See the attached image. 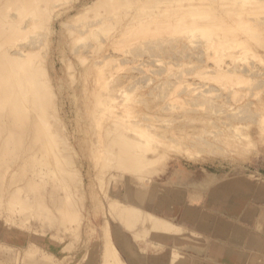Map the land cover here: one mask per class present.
Masks as SVG:
<instances>
[{
    "label": "rangeland",
    "instance_id": "obj_1",
    "mask_svg": "<svg viewBox=\"0 0 264 264\" xmlns=\"http://www.w3.org/2000/svg\"><path fill=\"white\" fill-rule=\"evenodd\" d=\"M29 1L23 10V32L7 26L0 48L13 52L39 42L34 48L40 54L9 71L37 76L40 88L33 84L37 89L33 86L36 90L26 99L17 98V107H24L37 120L33 124L42 126L43 139L21 145L9 138L3 146L7 155H0V264H102L104 228L114 241L116 235L130 239L138 256L165 254L166 264L191 257L192 264H225L205 263L200 257L207 238L180 222L184 209L208 215L209 222L232 221L246 233L264 237V0ZM180 2L187 13L182 6L177 11ZM165 3L177 5L172 6L176 11L171 7L170 12L144 17L165 8ZM87 8L91 11L78 15ZM131 13L142 17L130 18ZM40 59L45 67L36 73ZM0 107L6 110L2 103ZM24 113H15L17 124ZM115 116L121 126H113ZM34 145H42L43 152L30 170L46 172L34 179L35 184L28 181L32 170L28 174L5 167L17 163ZM130 151L144 153L139 152L143 156L136 157L133 168L118 159ZM144 155L146 163L141 162ZM179 178L182 181H176ZM29 184L43 196L55 189L54 198L45 205L34 204L32 198L19 195ZM133 191L142 198L140 206L152 211L159 200L174 204L172 216L165 217V210L144 215L151 222L156 216L170 221L176 228H160L158 233L171 237L174 231L180 244H165L164 239L172 238H155L154 230L141 232L136 240L134 230H127L113 215L121 211L123 198L133 203ZM158 237L161 244L152 247L148 241ZM244 251L250 257L243 264H264L260 250ZM24 252L33 254L26 257ZM44 252L50 255L41 257Z\"/></svg>",
    "mask_w": 264,
    "mask_h": 264
},
{
    "label": "bare ground",
    "instance_id": "obj_2",
    "mask_svg": "<svg viewBox=\"0 0 264 264\" xmlns=\"http://www.w3.org/2000/svg\"><path fill=\"white\" fill-rule=\"evenodd\" d=\"M27 1H29V0H0V42H2V37H5V36H7V32L6 31H8V29H9V27L10 26H12V28L10 27V30H12V29H15L14 27H16V31L15 32H20V33H22L23 31V24H25V22H26V20H25V18H26V12H25V14H24V11H25V6H26V4L28 3ZM34 1V0H33ZM36 1V0H35ZM38 1H40V0H38ZM37 1V2H38ZM96 1V0H95ZM94 1V2H95ZM97 1H99V0H97ZM96 1V2H97ZM165 1V0H164ZM170 1V0H169ZM260 1V0H259ZM30 2V1H29ZM93 2V3H94ZM135 2V1H134ZM162 2V1H161ZM171 2V1H170ZM169 2V3H170ZM175 2V1H174ZM177 2V1H176ZM184 2V1H183ZM186 2V1H185ZM169 3H165V4H167L166 6H165V8H159V9H157V10H155V11H152V12H149V14H143L144 15V17H145V15H146V17H154L155 15H157L158 13L159 14H161V12L162 11H165V9L167 10V12H170V10L172 9V10H174L175 8H173L172 6H174V5H172L171 4V7H169ZM178 3V2H177ZM182 2H180V4L178 5V7L179 8H176V9H178L177 11H179V9H180V7L182 6V8L181 9H183V10H185L184 9V6L181 4ZM35 4V3H34ZM169 4V5H168ZM187 4V3H186ZM199 4V3H198ZM32 5V4H31ZM37 5H39V4H37ZM36 5V6H37ZM129 6H130V4H128ZM184 5H185V3H184ZM190 5V4H189ZM192 5V4H191ZM35 6V5H34ZM156 6H158V5H156ZM175 6H177V5H175ZM174 6V7H175ZM187 6V5H186ZM193 6V5H192ZM27 7V6H26ZM33 7V6H32ZM38 7V6H37ZM87 7H89V6H87ZM169 7V8H168ZM128 8V7H127ZM171 8V9H170ZM191 8V7H190ZM193 8V7H192ZM28 9V8H27ZM91 9V8H90ZM176 9H175V11H176ZM24 10V11H23ZM29 10V9H28ZM27 10V11H28ZM85 10H87V11H85ZM94 10V9H93ZM98 10V9H97ZM188 10V9H187ZM88 11L90 12L91 10H89L88 8L87 9H84V10H82V11H80L79 12V14L78 15H84V14H87L88 13ZM95 11H96V9H95ZM151 11V10H150ZM174 11V14H176L177 12H175ZM186 11V10H185ZM192 11V10H191ZM129 12V11H128ZM133 12V11H132ZM143 12H144V10H143ZM142 12V13H143ZM145 12H147V11H145ZM186 13H187V11H186ZM190 13V11L188 10V14ZM126 13H124V15H125ZM127 14H129V13H127ZM126 14V15H127ZM131 14H133V13H131ZM130 14V18H134V17H136L135 19H137V17H139L140 16V14L138 13V15H135V14H137V13H134L133 15H131ZM183 14V13H182ZM125 15V16H126ZM213 15H215L214 13H213ZM129 16V15H128ZM158 16V15H157ZM161 16V15H160ZM175 16V15H174ZM180 16H182V15H180ZM179 16V17H180ZM33 17V16H32ZM141 17H142V14H141ZM141 17H139V18H141ZM173 17V15L171 16V18ZM176 17V16H175ZM216 17H218L217 15H216ZM89 20V19H88ZM31 22V21H30ZM208 22H210V21H208ZM207 22V23H208ZM219 22V21H218ZM211 23V22H210ZM216 23V22H215ZM27 24V23H26ZM10 25V26H9ZM31 25V24H30ZM64 25V24H63ZM7 26H9V27H7ZM14 26V27H13ZM208 26V25H207ZM217 26V25H216ZM66 27V26H65ZM7 28V29H6ZM50 28V29H49ZM49 28H47V29H49V33H48V42H50L51 41V36H50V34H52L54 31H53V28H52V26L51 27H49ZM210 28V27H209ZM9 30V32H12V31H10ZM18 30V31H17ZM22 31V32H21ZM118 31H120V30H118ZM115 32H117V30L115 31ZM229 32V31H228ZM12 33H14V32H12ZM118 33V32H117ZM230 33V32H229ZM232 36V35H231ZM113 37V36H112ZM115 37V36H114ZM113 37V38H114ZM111 38L112 39V42H113V40L114 39H116V38ZM232 38H234V37H232ZM248 38V37H247ZM7 39V38H6ZM6 41H8V40H5V42ZM230 41V40H229ZM232 41V40H231ZM230 41V42H231ZM5 42H3L2 43V46H3V44H5ZM111 42V43H112ZM39 42L37 41L36 42V44H38ZM99 43L100 42H97L96 43V46L95 47H98V45H99ZM31 44H32V42H31ZM28 44V45H26V46H23V47H20L18 50H15V51H13V52H9V51H5V49H2L3 47H1L0 49H2L1 51H0V103H2L4 106H5V108H6V110H4L2 107H0V110H1V112H0V128H2V130L0 131V133L2 132V131H4V133L2 134V136L0 135V148L2 149V150H0V155H2V156H4V154H6V151H5V148H3V146L6 144V142L8 141V139L9 138H12V141L13 140H19L20 141V143H21V145L24 143L25 144V142L26 141H30V139L32 140H34V144L36 143V140L37 141H40V139L43 137L42 136V134L40 133V127H42L40 124H33V123H35V122H37V120H32V118H31V115H27V113L25 112V108L23 107V109H20V108H18L17 107V105L19 104L18 102H20L22 99H26L27 98V96H28V94L32 91V89L36 86V87H38V89L40 88L39 87V85L37 86V83L36 82H38L39 80L36 78L37 76H32V75H30V74H28L29 73V71H28V73H26V74H20V76H19V74L17 73H13L12 71H9L10 69H11V67L12 68H15L16 66H19L20 64H23V62L27 59V60H29L31 57H32V55H36L37 56V54H40V53H38L37 51H35V45L36 44ZM0 46H1V43H0ZM5 46V45H4ZM229 46V45H228ZM100 47V46H99ZM222 47V46H221ZM36 48H37V46H36ZM101 48V47H100ZM38 49V48H37ZM34 52V53H33ZM35 56V57H36ZM78 56V55H77ZM40 57V56H39ZM44 59V58H43ZM82 59V58H81ZM45 60V59H44ZM44 60H39L35 65H37V66H35L37 69H36V73H38L37 72V70L39 69L40 70V68L42 69V70H44V67H45V62H44ZM79 60V59H78ZM110 61V60H109ZM107 62H108V60H107ZM30 63H31V61H30ZM82 63V62H81ZM222 64V63H221ZM220 64V65H221ZM24 65H26V64H24ZM28 65V64H27ZM29 66H31L30 64H29ZM28 66V67H29ZM70 66H71V64H69L68 65V68H70ZM40 67V68H39ZM218 67V66H217ZM18 68V67H17ZM30 68V67H29ZM219 69V68H218ZM221 69V68H220ZM219 69V72L220 73H225L226 71H224L225 69H221L220 70ZM15 70V69H14ZM30 70H33L32 69V67H31V69ZM35 70V69H34ZM41 70V71H42ZM228 70V69H227ZM40 71V72H41ZM46 71V70H45ZM25 72V71H24ZM228 72V71H227ZM44 73V72H43ZM43 73H41L42 75H43ZM34 74V73H33ZM45 74H46V72H45ZM226 74V73H225ZM228 74V73H227ZM46 76V75H45ZM40 78V77H39ZM224 78V77H223ZM38 81H37V80ZM24 81H26L25 82V84H24ZM35 86H34V85ZM40 84V83H39ZM34 86V87H33ZM35 87V88H36ZM34 88V89H35ZM37 89V88H36ZM35 89V90H36ZM41 90V92H42V89H40ZM39 90V91H40ZM44 90V89H43ZM38 91V90H37ZM38 91V92H39ZM36 92V91H35ZM44 92V91H43ZM37 93V92H36ZM40 93V92H39ZM35 94V93H34ZM44 94V93H43ZM31 95V94H30ZM40 95H41V93H40ZM39 97V96H38ZM17 98H18V100H20V101H18L17 100ZM20 98V99H19ZM39 101V100H38ZM22 103V102H21ZM23 104V103H22ZM54 104V103H53ZM103 104V103H102ZM8 105H9V107H8ZM55 105V104H54ZM24 106V105H23ZM104 106V105H103ZM97 108V107H96ZM98 109V108H97ZM100 110V109H99ZM262 110H264V109H262ZM25 112V113H24ZM263 111H261V113H262ZM15 113L16 114H23L24 113V117H23V119L20 121V123L19 124H17V119H15L17 116H15ZM260 113V120L262 119V114ZM20 115H18V116H20ZM115 115H117V114H115ZM114 117V116H113ZM112 118V117H111ZM115 118H116V122H117V120L119 119L118 117H116L115 116ZM115 118H113V119H115ZM118 118V119H117ZM263 119H264V117H263ZM110 120V119H109ZM114 120H112V124H113V126L115 125L116 127L118 126V125H120L121 124V122H117V123H115V122H113ZM263 121L264 120H261V123L263 124ZM110 122V121H109ZM108 122V123H109ZM260 123V124H261ZM111 124V125H112ZM261 124V125H262ZM35 126V127H34ZM121 126V125H120ZM115 127V128H116ZM129 127V126H128ZM127 128V127H126ZM233 128V127H232ZM124 129V128H123ZM129 129V128H128ZM132 130V129H131ZM114 131H116V130H114ZM113 131V132H114ZM117 131H118V129H117ZM260 131V130H259ZM263 132V131H262ZM262 132H259V133H262ZM120 134V133H119ZM36 139V140H35ZM43 139V138H42ZM41 139V140H42ZM33 140H32V142H33ZM6 141V142H5ZM225 141H226V139H225ZM128 142H130V141H128ZM149 146V145H148ZM42 145H34L33 147H30L29 149H27V150H25L26 151V153L25 154H23V156L20 158V160H18V162L17 163H15V164H7L5 167H9V168H12V169H16V170H18L19 172H23L24 173V171H27V173L29 172V171H31V173L30 174H32L30 177H28V181H32V183L33 184H35L36 183V181L34 180V179H38V177H40V176H44V174L46 173V172H44L45 171V169H41V168H39L38 170H36V172L34 173V171H33V169H31L30 170V168L32 167V165L33 164H35V162H33L34 160H38L40 157H41V155H42V153L41 152H43V150H42ZM34 149V151H31V152H29L30 150H33ZM44 149V148H43ZM48 150V149H47ZM45 151V150H44ZM3 152V153H2ZM57 151H55V153H56ZM140 152V151H139ZM137 152V151H130V152H126V153H123V154H121V156L119 157V156H116L119 160H121L123 163H124V165H126L127 166V164L129 165V164H133V165H135L136 166V164H137V161H136V157L137 156H139L140 155V153H143V152ZM148 152V151H147ZM2 153V154H1ZM7 153H9V151L7 152ZM40 153H41V155H40ZM46 153V152H45ZM54 153V152H53ZM54 153V154H55ZM139 153V154H138ZM144 154V153H143ZM143 154H141L140 156H143ZM7 155V154H6ZM5 155V156H6ZM59 155V154H58ZM64 155V154H63ZM68 155V154H67ZM0 157L1 158V160H0V162L2 161V159H3V157ZM53 156V155H52ZM57 156V155H56ZM144 156H146V155H144ZM45 157V156H44ZM43 157V158H44ZM47 157V156H46ZM48 157H50V156H48ZM47 157V158H48ZM115 157V158H116ZM46 158V160H48ZM64 158V157H63ZM62 158V159H63ZM121 158V159H120ZM42 159V158H41ZM112 159V158H111ZM144 159V158H143ZM146 159H148L147 158V156H146V158L144 159V160H142L141 162L143 163L144 161H145V163L147 162L146 161ZM45 160V159H44ZM52 160V159H51ZM39 161V160H38ZM110 161V160H109ZM115 161H116V159H115ZM120 161V162H121ZM46 162V161H45ZM52 162V161H51ZM113 162V161H112ZM118 162V161H117ZM121 162V163H122ZM141 162H139V164H142ZM31 163H33V164H31ZM43 163V162H42ZM116 163V162H115ZM119 163V162H118ZM121 163H119V165L121 164ZM29 164V165H28ZM37 164V163H36ZM39 164H41V162H39ZM45 164V163H44ZM131 164V166H132V168L134 167L133 165ZM30 165H31V167H30ZM42 165V164H41ZM47 165V164H46ZM109 165V164H108ZM28 166H29V168H28ZM37 166V165H36ZM51 166V165H50ZM50 166H48V167H50ZM129 167V166H128ZM145 167V166H144ZM150 167V166H149ZM28 168V169H27ZM33 168V167H32ZM35 168V167H34ZM38 168V167H37ZM45 168V167H44ZM127 168V167H126ZM146 168V167H145ZM48 169H50V168H48ZM29 170V171H28ZM127 170H129L130 171V169H128L127 168ZM134 170V169H133ZM132 169H131V172L133 173V174H135V175H137L138 173L136 172V171H133ZM136 170V169H135ZM52 171V170H51ZM121 171V170H120ZM50 171H48L47 173H49ZM124 172V171H123ZM136 172V173H135ZM148 172V171H147ZM26 173V172H25ZM26 173V174H27ZM28 173V174H29ZM53 173V172H52ZM75 173V172H74ZM121 175V174H120ZM76 176H78V175H76ZM41 178H43V177H41ZM125 179H126V184H128V182H129V179H127L128 177H124ZM137 179L139 180L140 179V177L139 176H137ZM176 181H178V182H180V181H182L180 178L178 179V180H176ZM79 183H80V181H79ZM30 185V184H29ZM26 186L22 191H21V193L19 194L20 196H23V197H30V198H32L33 199V202H35L34 204H36L37 203V205L39 204V205H42V204H44L45 205V203L47 202V199H50V198H52L53 196H54V194H55V189H50L49 190V192H47L48 194H46V195H44L43 196V194H37L36 193V191L35 190H33V188H32V186L30 185V186ZM213 185V184H212ZM1 192H2V189L0 188V195H1ZM132 194L130 195L131 196V198H132V201H133V203H129V202H126V200L125 199H127V197H125V198H123L124 199V202H123V204H122V207H121V211H119V214L117 215L116 213L114 214L113 213V215L114 216H116L117 217V219H119V221L123 224V226H125L126 228H127V230L130 228V229H133L134 230V232L132 233V235L134 234H136V237L133 235V237H135V239L137 240H139V238L137 237L138 235H140V233L141 232H145V235H146V231H148V232H150L151 230H154V231H157V233L156 232H153L154 233V235L155 236H153V237H157V235L159 236V237H163L164 238V236H161V233L162 232H160V234L158 233L159 231H160V228H163L164 230H167V231H169V230H171V228H176V227H174L171 223H169L168 221H166L165 219H162V218H160V217H157L156 216V218H157V221L156 222H151V221H147L146 220V217H145V215L144 214H149V212H151V213H153V214H155V212H156V210H158V211H162V210H165L166 212H168V213H166L167 215L165 216V217H168V216H172L173 215V209L171 208V206H170V204H172L171 202H167V204L164 202V203H162V201L161 200H159L158 201V203H157V206H156V208H155V210L154 211H152V210H149L148 208L146 209L143 205H142V207L140 206L142 203H143V201H142V198L140 197V195L139 194H137L136 192L134 193V191L133 192H131ZM19 196V197H20ZM180 196H182L181 194H180ZM18 197V198H19ZM22 198V197H21ZM54 198V197H53ZM80 199V198H79ZM109 199V198H108ZM122 199V200H123ZM217 199H218V197H217ZM112 201H113V199H111ZM121 200V199H120ZM118 201V202H121V201ZM136 200V201H135ZM222 200V199H221ZM180 201H181V198H180ZM180 201H179V203H180ZM32 202V203H33ZM177 202H178V200H177ZM226 202V201H225ZM31 202H29V204H32ZM134 203H139L138 205L139 206H136ZM79 204V203H78ZM82 204V203H81ZM117 204V203H116ZM121 203H119V205H120ZM50 205V204H49ZM74 205V204H73ZM172 205H174V204H172ZM222 205V204H221ZM232 205V204H231ZM2 206H3V203H2V205H1V203H0V209H2ZM47 206V205H46ZM51 206H52V208L54 209V208H57V203L56 202H52V204H51ZM54 206V207H53ZM116 206V205H115ZM162 206H166L167 208H169V210L167 209H164ZM225 206V205H224ZM76 207V206H75ZM111 207V206H110ZM113 207V206H112ZM119 208H120V206H118ZM117 207V209H119ZM226 207V206H225ZM81 208V207H80ZM116 207H114V210H116L115 209ZM176 209V208H175ZM233 209V208H232ZM240 209V208H239ZM1 211V210H0ZM39 211V210H38ZM71 211V210H70ZM47 212V211H46ZM113 212H115V211H113ZM194 212L195 211H192V210H190V209H184V213L185 214H191V216L192 215H195L194 214ZM110 215V214H109ZM142 215H144V217H145V220L142 218L143 216ZM156 215V214H155ZM111 216V215H110ZM206 216H204L203 218H205ZM27 218H28V216H27ZM170 218V217H169ZM114 219V218H113ZM148 219V218H147ZM172 219V218H171ZM60 220V219H59ZM141 220H144V221H142L141 222ZM154 220V219H153ZM168 220V219H167ZM58 222H60V221H58ZM166 223H168V224H170V226H168V227H170V228H166ZM106 224V223H105ZM60 225V224H59ZM166 225V226H165ZM62 226H63V224H62ZM62 226H60V227H62ZM102 226H104L105 227V225L103 224ZM60 227H56L57 229H59ZM103 227V228H104ZM177 227H178V225H177ZM62 229V228H61ZM178 229V228H177ZM183 229V228H182ZM211 229V228H210ZM103 230V229H102ZM104 230L106 231V229L104 228ZM145 230V231H144ZM162 230V229H161ZM105 231H103L104 233H105V239H103V243H104V240H105V246H104V250H102V251H104L103 252V263L104 264H125V262L121 259V257H120V254H119V252H118V249H117V243L119 242L118 240H121V242L123 243V244H125L124 246H126V247H128L127 245V243H129V242H127V241H130V239H120L117 235H116V238L118 239V240H116V241H114L113 239H112V236H111V233L109 232V230H107V232H105ZM180 231V229L178 230V232ZM152 232V231H151ZM175 232H177V230L175 229ZM185 232V231H184ZM193 231H191V233H192ZM196 232V231H195ZM104 233H103V235H104ZM169 233V232H168ZM167 233V234H168ZM152 234V233H151ZM101 235H102V233H101ZM141 235H143V233H141ZM153 235V234H152ZM169 235H171V237L170 236H168V235H166L165 237H170V238H172L171 240H174V244H177V243H179L180 244V242L179 241H182L180 238H178V237H173L174 236V231H173V236H172V233H169ZM175 235H178V233H175ZM188 235H189V233H188ZM192 235H195V233L193 232L192 233ZM179 236H180V233H179ZM199 236V235H198ZM206 236V235H205ZM143 237V236H142ZM158 237V238H159ZM195 237H196V235H195ZM141 239V238H140ZM160 239H162V238H159V243L161 244V242H160ZM255 239V238H254ZM167 240V239H166ZM165 239H164V241H166ZM201 240V239H200ZM255 240H257V239H255ZM161 241H163V240H161ZM203 241V240H202ZM258 241V240H257ZM148 242H150V244H151V246H152V243H154V242H151V241H148ZM184 242H186V241H184ZM183 242V243H184ZM155 243H158V242H155ZM163 243V242H162ZM188 243V242H187ZM103 244V245H104ZM160 244H157V245H160ZM182 244V243H181ZM192 244V243H191ZM70 245V244H69ZM156 245V246H157ZM184 245V244H183ZM190 245V244H189ZM26 247H27V245H25ZM30 246H32V245H30ZM30 246H29V248H30ZM152 247H154V246H152ZM161 247V246H160ZM203 247V246H202ZM209 248H207L206 249V252H207V255H208V257H209V259L210 260H212V261H215V262H218V263H225V264H243L245 261H246V259L248 258V257H250V254L249 253H247V252H245L244 250H240V249H237V248H233V247H231V246H228L227 244H225V243H222V242H215V241H213V245H211V246H208ZM33 248V247H32ZM35 248H37V247H35ZM146 248V245H144V246H141L140 247V249H145ZM168 248V247H167ZM199 248V247H198ZM171 249V248H170ZM178 249V248H177ZM27 250V252H28V250L29 249H26ZM31 251L30 252H32V251H34V250H32V249H30ZM197 250V249H196ZM36 251H37V249H36ZM36 251H35V253H36ZM39 251V250H38ZM171 251H172V249H171ZM26 252V251H25ZM24 252V253H25ZM23 253L25 256H26V254L28 255V256H30L31 254H33V253ZM40 253H41V251H40ZM137 253H139V252H137ZM183 253V252H182ZM39 254V253H38ZM17 255V254H16ZM43 255H50V254H47V253H43L42 255L40 254V256L42 257ZM132 256H137L136 255V253H133V254H131ZM171 255H172V253H171ZM171 255H170V257H171ZM180 255V254H179ZM32 256V255H31ZM30 256V257H31ZM38 256V255H37ZM175 256L177 257L178 256V254L176 255L175 254ZM175 256H174V258L173 257H171V258H173V259H175ZM16 257V256H15ZM27 257V256H26ZM50 258V257H49ZM143 258L145 259V261H146V263L147 264H162V263H164L165 261H163L162 262V260H164L165 258H166V255L165 254H163V255H160V256H148V257H145V256H143ZM178 258H179V256H178ZM182 258V257H181ZM180 258V259H181ZM22 259V258H21ZM44 259H46V258H44ZM141 259V258H140ZM16 260H17V258H16ZM170 260V262H171V260L172 259H169ZM177 260V259H176ZM179 260V259H178ZM21 262V261H20ZM142 262V261H141ZM102 263V264H103ZM172 263H173V260H172ZM142 264V263H141ZM171 264V263H170ZM174 264H192V262L190 261V259L189 258H186V259H183V260H179V261H177V262H175Z\"/></svg>",
    "mask_w": 264,
    "mask_h": 264
},
{
    "label": "crops",
    "instance_id": "obj_3",
    "mask_svg": "<svg viewBox=\"0 0 264 264\" xmlns=\"http://www.w3.org/2000/svg\"><path fill=\"white\" fill-rule=\"evenodd\" d=\"M191 210V209H190ZM193 211V210H192ZM203 215L196 213L195 215L185 214L184 210L182 211L180 222L188 223L193 227L194 231L203 233L204 236L206 235L207 243L203 245L202 250L199 251L200 257L207 263V260H210L206 249L209 248L208 246L213 245V241L215 242H222L231 246L233 248H237L240 250H244L245 248H256L260 250L261 253L264 254V237H260L256 234L246 233L244 229H242L239 225L234 224L232 221L223 220V219H213L212 221H207L208 215L205 218L202 217ZM220 220H223L221 223ZM208 224V225H207ZM218 227V229H217ZM211 228V229H210ZM264 235V234H263ZM120 239H126L124 235H118ZM118 238V239H119ZM257 240H255V239ZM117 239V240H118ZM127 240V239H126ZM116 244L117 247L124 253L128 262L130 264H147L143 256H132L131 254L136 253L132 247L130 246V242L127 243L128 247L124 246L121 240ZM159 239H155V242H158ZM154 242V243H155ZM173 243L174 240H166L164 243ZM246 252V251H245ZM195 257V256H193ZM141 258V259H140ZM192 259V257L190 258ZM142 261V262H141ZM211 261V260H210ZM166 264V263H162Z\"/></svg>",
    "mask_w": 264,
    "mask_h": 264
}]
</instances>
